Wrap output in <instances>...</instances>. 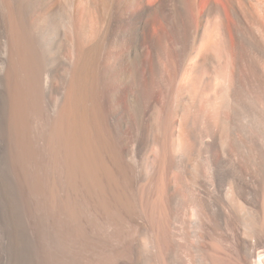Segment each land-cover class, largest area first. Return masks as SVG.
Wrapping results in <instances>:
<instances>
[{
  "label": "bare ground",
  "instance_id": "bare-ground-1",
  "mask_svg": "<svg viewBox=\"0 0 264 264\" xmlns=\"http://www.w3.org/2000/svg\"><path fill=\"white\" fill-rule=\"evenodd\" d=\"M0 264H264V0H0Z\"/></svg>",
  "mask_w": 264,
  "mask_h": 264
}]
</instances>
